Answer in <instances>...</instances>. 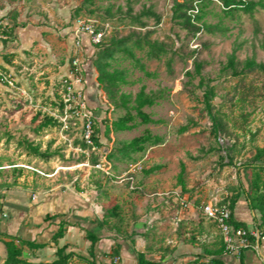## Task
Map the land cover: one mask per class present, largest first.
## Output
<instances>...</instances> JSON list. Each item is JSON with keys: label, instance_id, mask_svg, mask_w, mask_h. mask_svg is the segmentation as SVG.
I'll return each instance as SVG.
<instances>
[{"label": "rangeland", "instance_id": "rangeland-1", "mask_svg": "<svg viewBox=\"0 0 264 264\" xmlns=\"http://www.w3.org/2000/svg\"><path fill=\"white\" fill-rule=\"evenodd\" d=\"M174 1L95 0L93 6H82L83 0H0V21L11 28L9 43H13L17 27H47L44 46L23 51L22 60L8 54L12 61L9 68L0 65V75L13 81V86L0 82V194L28 171L25 166L38 169L45 166L47 173L53 172L54 167L59 179L76 181L79 189L84 180L87 182L84 187H88V179L90 184L100 179L91 168L92 158L103 156L119 143L141 135L145 129L160 136L162 143L148 148L142 156L135 155V162H141L143 170L161 166L150 175L143 170L135 173L153 186H144L141 192L135 193L142 207L150 206L151 200L166 206L164 201L168 199L171 210H187L195 203L202 208L222 201L240 189V184L247 187L244 172L238 168L253 157L256 148L264 147V76L251 73L235 78L223 71V67L233 51L239 61L254 58L264 63V12L257 9L252 15L240 13L233 19L221 20L220 6L213 4L207 8L205 20L211 25L221 23L226 32L201 31L192 37L171 18ZM78 8L81 10L76 15ZM146 11L153 15L141 17L146 26L140 28L133 19ZM75 17L105 29V44L134 32L141 37L151 33L150 41L164 45L167 54L160 60H147L143 54L136 53L154 77L147 78L138 70L130 71L129 80L134 84L122 88L123 92L135 95L144 86L146 92L158 95L157 103L144 109L156 124L137 125L131 131L104 136L106 123L116 120L124 111L108 106L105 94L96 89L94 82L88 90L83 65L93 61L94 56H86L85 52L74 55L71 44L63 36ZM192 50H197L198 54H191ZM196 56L204 63L201 75L214 87V111L226 116L230 133L227 137L215 139L210 135L208 117L201 102L205 87L197 86L199 77L186 75L193 72L192 62ZM74 58L80 60L81 80L75 88L81 90L89 107L99 105L90 110L99 130L100 147L94 152L82 150L79 124L74 119H67L66 127L60 122V127L35 132L43 115L60 117L57 101L62 97L65 81L71 77ZM123 66L130 67L128 61ZM53 74L54 80L48 78ZM238 95L243 97L242 102L238 101ZM37 114L40 118L35 120ZM184 126H188V130L180 133ZM27 142L38 146L40 153L52 156L47 160L29 154ZM231 146L232 165L227 164L226 158L222 160ZM82 159H86L83 164L88 166L79 168ZM111 165L120 172L115 184L119 185L127 177V168L124 163L112 161ZM180 165L184 166L185 192L178 184ZM152 180L154 182L150 183ZM256 215L257 226L259 214Z\"/></svg>", "mask_w": 264, "mask_h": 264}, {"label": "crops", "instance_id": "crops-1", "mask_svg": "<svg viewBox=\"0 0 264 264\" xmlns=\"http://www.w3.org/2000/svg\"><path fill=\"white\" fill-rule=\"evenodd\" d=\"M46 29L20 26L13 33V43L7 37L0 40V65L9 68L12 61L8 54L22 60L23 51L44 46ZM66 30L63 36L71 44L74 55L85 52L86 56H94L96 46L86 36L76 37L73 24ZM83 73L88 90L92 82L99 90L92 61L83 65ZM48 78L54 80V74ZM86 106L89 110L99 108V105ZM105 156L106 153L100 157V163L109 168L112 176H105L91 165L95 173L102 174L98 173V182L90 184L88 179V187H84L87 182L83 180L79 189L76 181L59 179L54 167L53 172L47 173L46 167L40 166L32 167L35 171L26 169L17 183L10 184L0 194V264L6 259L5 243L10 240L21 245L20 259L28 264L53 263L58 260L60 249L63 256L70 255L66 264H138L137 253L155 264H214V259H219L220 264H264V238L255 239L239 255L225 253L220 231L204 217L197 203L180 211L171 210L168 199L164 201L166 206L151 200L150 206L142 207L135 193L144 186H153L138 175H132V181L126 177L115 185L120 172L112 169ZM81 166L86 167L83 163ZM113 206L118 207L119 218L104 224L106 211ZM233 216L236 221L244 222L248 231H257L254 221L257 215L249 211L243 198ZM61 222L65 223L64 234L54 241ZM87 235L97 238L93 246ZM114 248L118 254L112 257Z\"/></svg>", "mask_w": 264, "mask_h": 264}, {"label": "trees", "instance_id": "trees-1", "mask_svg": "<svg viewBox=\"0 0 264 264\" xmlns=\"http://www.w3.org/2000/svg\"><path fill=\"white\" fill-rule=\"evenodd\" d=\"M105 1V0H99ZM95 0H83L82 6H93ZM213 4L220 6L219 18L233 19L236 15L248 14L252 15L257 9L264 12V0L247 1V0H182L181 2L175 0L172 5L171 18L182 29H185L192 37H195L201 31H213L218 30L222 33L226 32V28L221 23L218 25L208 24L205 20L208 12L207 8ZM80 8L75 10V14L80 13ZM145 15H153L150 11L141 13L139 16L133 19V22L140 28L145 27V23L141 21V17ZM77 18V17H75ZM74 18V19H75ZM6 37L9 38L11 34V28H8ZM146 33L143 37L139 33H131L126 37L113 38L109 43H102L96 46L94 53V60L92 61L93 69L96 74V83L98 88L105 94L106 102L108 106L113 110H122L124 113L114 121L107 122L104 129V136H108L110 133H120L133 130L137 125L156 124L151 116L144 111L145 108H150L157 103L158 95L153 92H146L144 86H141L135 95L122 91L125 86L133 85L134 82L129 80L130 71L138 70L145 77L153 78L154 75L147 71L145 64L142 63L141 58L137 57L136 53L143 54L147 60H160L167 54L162 43L157 41H150L149 35ZM7 40V39H6ZM198 54L197 50H192L191 54ZM128 61L130 67L123 66ZM193 72H186V75L191 78L199 77L198 87H205L201 102L204 106V111L207 114L209 121V132L212 137L218 139L222 136H229V128L226 116L221 114L220 111H214L212 101L216 97L214 87L210 86L205 78L201 75V71L204 68V63L197 59V56L193 59ZM223 71L229 73L230 76L235 78H243L251 73H258L264 76V63L256 62L254 58H247L243 61H239L235 55V52L227 58L226 65L223 67ZM210 82V81H209ZM241 95V94H240ZM238 95L239 102L244 99ZM57 107L59 114H62V97H58ZM40 118V114H37L35 120ZM61 123L52 115H43L35 129L36 133H39L47 128L60 127ZM188 130V126L180 128L179 132L184 133ZM99 130L97 126H93V145L87 146L81 141L82 150H89L94 152L95 149L100 147L98 134ZM162 138L158 135H153L149 130L145 129L143 133L137 137L132 138L129 141H124L115 146L106 153L105 159L111 164V162L124 163L125 167L135 162L137 159L135 155H144L146 150L150 147L160 145ZM26 148L29 154L49 159L52 155L49 153H40L38 146H33L29 142L26 143ZM233 146L226 151V156L222 158L227 159V164L232 165L233 159L230 155ZM86 159H82L80 163H84ZM100 163V157H93L91 165ZM115 166H112V169ZM161 169V166H154L145 170V174H151ZM244 172L247 187L240 184V189L234 193L222 199L219 202V206L226 205L230 211L229 223L236 229H244L248 231V227L244 222H238L235 220L233 213L234 209L241 198L244 199L249 211L254 214H259V223H257L256 229L259 237H264V147L256 148L253 157L238 170ZM117 170V169H116ZM101 173V172H98ZM102 174V173H101ZM135 175V174H133ZM184 166L180 165V172L178 174V184L181 187L182 192H185L184 182ZM118 207L113 206L106 211V217L103 221L104 224L109 219L119 218L117 213ZM255 225H256V220ZM65 231V223L61 222L58 231L54 235V241L61 238ZM93 246L97 240L95 236L87 235ZM248 242L250 245L255 243V238L248 236ZM7 249V256L3 264H28L20 259L21 245L19 246L13 240L5 243ZM29 246H34L29 244ZM58 260L50 264H66L70 255L63 256V250L57 251ZM117 250H112V257L117 256ZM138 264H155L153 262L146 261L143 254L137 253ZM219 259H214L212 263L220 264Z\"/></svg>", "mask_w": 264, "mask_h": 264}, {"label": "built area", "instance_id": "built-area-1", "mask_svg": "<svg viewBox=\"0 0 264 264\" xmlns=\"http://www.w3.org/2000/svg\"><path fill=\"white\" fill-rule=\"evenodd\" d=\"M73 34L78 37L84 35L88 38L89 42L93 46H97L103 43L105 29L96 28L91 22L77 17L73 20ZM8 31L7 25L0 21V40L6 38V32ZM72 72L69 81H65V89L62 94V114L58 117V121L63 123L66 127L67 119H74L79 124L80 139L87 145H93V126L94 118L91 111L87 108L81 90L76 89L75 85L80 83V60L74 58L72 62ZM0 82L13 86V81L6 76L0 75ZM86 154V153H85ZM88 166V164H85ZM15 167V166H14ZM94 169L101 171L105 176L111 177L112 174L108 167L103 163H98L92 166ZM25 169L35 171L32 167H23ZM143 170L141 162H134L130 164L126 171L127 179L132 181V175ZM38 173H40L38 171ZM41 174V173H40ZM119 179V178H118ZM131 189H134L132 186ZM182 205L185 206L184 203ZM201 212L204 217L212 221L216 228L220 231L225 246V253L239 255L242 249L250 246L248 242V236H252L255 239H262L259 237L257 231H247L244 229H236L230 223V211L226 205L219 206V202L209 203L201 208ZM117 259H114V263Z\"/></svg>", "mask_w": 264, "mask_h": 264}]
</instances>
